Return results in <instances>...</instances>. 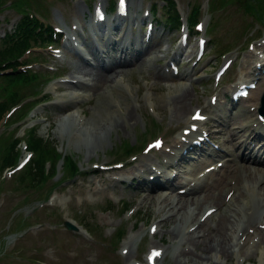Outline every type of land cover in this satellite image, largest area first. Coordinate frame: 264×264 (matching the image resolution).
<instances>
[{
  "label": "rangeland",
  "instance_id": "rangeland-1",
  "mask_svg": "<svg viewBox=\"0 0 264 264\" xmlns=\"http://www.w3.org/2000/svg\"><path fill=\"white\" fill-rule=\"evenodd\" d=\"M131 1L137 5V0ZM212 1L214 2L180 0L183 19L189 15L187 3L191 8L193 4L200 3L202 12H207L219 5L224 6L220 18L218 17L216 30L214 27V33L209 32L211 42L215 41L219 46L214 50L206 51L204 57L206 62L199 63L194 67L193 75L189 77V81H185L182 77L174 84L160 81L156 87V89L159 88L158 92L153 90L159 66L166 62L163 58L170 56L175 49V46L172 48L171 46L179 35L168 28L157 30L156 33L164 38L156 36L154 47L143 56L146 64H141V61L130 64L125 72L132 70L129 73L117 74L112 83L108 81L100 86H97V82L94 81L91 88H85V92L69 93L68 90V93H61L60 97H56L58 88L63 87V81L59 79L50 81L44 88H39V94L27 95L22 98L23 93L39 87L33 82L36 66L22 68L26 75L23 85L18 84L10 87L6 85L8 79L0 77V97L3 96L2 101L9 109L23 99L32 97L31 99L34 100L43 91L50 92V97L47 99L50 101L47 102L44 99L39 105H37L39 102L34 103V106L36 105L35 107L38 108L32 115V119L35 121L31 124H38L40 126L38 131L34 129L29 132V128L23 126V121L21 129H0V144L3 149L0 157V264H148V255L156 249H153L152 245L157 246V253L160 250L166 251L164 262L161 259L156 264H179L173 256L177 251L178 244L172 243L173 240L170 238L169 232H174L173 235H175L182 228L177 223L164 228L158 226L169 217L164 213L156 218L157 207L160 208V202L170 195V191H166L167 188L162 187L153 188L152 185L157 180L154 179L153 182L151 179L149 180L152 178L151 171L155 173L159 169L163 170L161 172L167 171L175 174L179 168L174 165L170 166L164 159L161 160V155L157 157L159 160H155L154 154H149L148 157L143 155L144 153L148 154L146 147L155 140L171 141L174 138H179L180 133L174 135L173 133L186 127V123L190 122V116L194 111L193 106L199 105L203 101L205 104L208 103L207 96L211 88H214L212 86L214 75L226 60L233 61V65L223 81L224 90L242 81L257 79L259 76L263 79L260 81L257 91L264 89V76L261 75L262 70H259V64L264 63V6L257 4L254 0L250 6L246 5L244 0ZM22 3L24 0H0V10H6L4 15L12 16L10 25L17 20L18 14L22 13L16 8V4L22 6ZM64 5V1L60 0L58 8ZM104 5L107 8L109 2L106 1ZM48 7L49 18L54 12L50 4ZM249 7L251 12L247 10ZM214 15L217 18V14ZM117 22L115 16H110V26ZM209 23L207 26L210 30L212 24ZM258 35L260 37H257ZM62 41L64 42L65 39ZM194 44L195 41L190 46V50H193ZM52 46L41 47L37 50L40 60L49 63L48 67L53 64L57 65L58 62L47 57V50H51ZM32 57L33 55H25L21 59L22 64L32 65L33 60H28ZM153 59L155 60L153 61ZM0 64L2 63L0 62ZM192 67L189 64L184 66V69ZM203 70L208 72L205 79L201 78L204 75L201 73ZM58 73L60 74V72ZM51 78L54 79V75ZM119 78L124 80V84L120 83ZM177 86L190 89L191 94L187 100L188 111L185 112L184 117L182 116L183 118L176 117L177 110L172 104L176 97L185 93V89H178ZM107 89L113 91V95L108 93ZM107 93L110 95L109 100L104 99H108ZM75 96L84 97L81 105H74L75 101L72 99ZM256 96L255 100L246 101L248 107L250 104L256 107L260 100V97ZM63 98L68 102L72 100L70 103L73 102L68 107L69 111L63 115L48 117L46 120L47 108L59 100L64 101ZM31 101L24 103L26 106L23 108V112L30 111L34 107H30ZM97 104H100L103 109L107 106L110 111H117L119 118L116 121L117 126L104 129L106 132L101 134V138H106L105 141L95 152L90 153L87 149L79 147L82 144L81 141L87 139L85 136L91 137L95 127L107 128L108 117H110V114L105 113L106 115H99L95 118ZM178 109L180 108L178 107ZM24 115H21V118ZM126 115L128 116L124 120ZM154 124L158 126V131H151ZM79 135L83 136L80 140ZM29 136L34 137L35 140L42 139L47 148L68 157V164L63 167V159H61L57 171L50 169L49 175L40 178L39 182H33L27 170L37 159V156L26 152L25 142ZM8 137L11 146H3ZM16 139L21 142V146L17 148L15 146L13 149L12 145ZM138 139L139 142H137ZM125 150L127 153L124 152ZM129 152L135 153L133 154L134 158L146 156L152 162L153 167H149L151 170H147L144 176H140L141 180L146 179L144 182L146 184L132 181L136 172L128 174V183L125 187H121L120 183L108 175L101 178L90 176L91 174L86 177L80 175L74 179L69 175L71 173L70 162L76 166L78 173L86 174L88 171H93L95 167L106 163H117L114 162L117 160L132 162L134 158L124 160ZM24 156H32V162L24 169L17 170V166ZM7 164L13 165V168L5 170ZM92 182L95 184L94 187L91 186ZM243 185L239 187V190L241 189L240 192L245 193ZM248 185H251L252 190L245 194L246 205H242V202L237 204L239 207L243 206L240 217L243 216L246 209L253 206L254 201L252 202V200H255V196L250 195L254 194V184ZM37 188H43L47 191V195L44 197L42 194L36 195ZM227 190L228 187L223 192L224 198ZM148 193H159L156 197L158 201L155 203L157 207L153 205L145 209L144 205H141V200ZM223 197L221 196L220 201ZM228 199L227 202H229ZM206 209L208 206L203 210L204 212H200L201 217L203 213L205 215ZM236 214L238 217V212ZM219 217L220 212H215L208 217L206 220L208 228L213 227ZM65 222H70L74 226H84L88 231L93 232L96 240L88 235L83 227L84 233L68 232L64 226ZM157 228L158 232L154 235L153 231ZM242 242L243 240L238 241L229 261L222 259L219 263L264 264V245L251 244L253 245L251 246L249 243L243 242V244ZM81 250L85 253L77 256ZM126 251L127 254L129 253V257L131 256V260H127Z\"/></svg>",
  "mask_w": 264,
  "mask_h": 264
},
{
  "label": "bare ground",
  "instance_id": "bare-ground-1",
  "mask_svg": "<svg viewBox=\"0 0 264 264\" xmlns=\"http://www.w3.org/2000/svg\"><path fill=\"white\" fill-rule=\"evenodd\" d=\"M145 54H146V52L143 54V56ZM143 56L140 59V61L142 62L141 64L145 63V60H143ZM154 60L155 59H153V61ZM253 65H255V64H253ZM129 67H130V63H125L124 65H119L117 67L110 66L105 71H100L99 69H96V68H89L88 72L85 73V76L89 77L88 80L97 82V84H98L97 86H99L102 83H104V84L107 83L108 81L112 83L115 80V76L117 74L123 75V74L129 73L132 70L125 73ZM245 68H246V66H245ZM78 71H80V68L78 66H76L74 72H78ZM189 77L190 76L188 74H185L182 76V78L185 79V81H187V80L189 81ZM67 84L75 85L73 90L76 89L77 86H84L83 85L84 82L80 81V80H73L71 82L68 81ZM177 88L178 89H185V91H184L185 93L182 94V96L176 98L175 101L173 102V105H174V107L175 106L181 107L180 111L187 112V107H189V106H187V102H188L187 100L191 96L190 89L181 88L178 86H177ZM107 92L110 93L111 95H113L112 94L113 91L107 89ZM108 93H107L108 99L104 98L105 100H109L110 95ZM117 97H119V95H117ZM41 98H39L37 101H39ZM77 98H79V97L77 96L76 99ZM82 98H84V97H82ZM71 101L72 100H70L69 102H71ZM60 102H63V101H60ZM61 105H62V103H60L57 107H54L52 110L58 111L57 114L60 112H63L61 109H59V108H61L60 107ZM66 107H67V105L64 103L63 109H66ZM191 107H192V105H191ZM191 111H192V108H191ZM105 113L110 114L109 115L110 117H108L109 123H108L107 128L95 127L93 133L91 134V137L85 136V137H87V139L82 140L81 141L82 144L79 147H82L83 149L84 148L87 149L88 151H90V153L95 152V150H97L100 147L101 143H103V141H105V139H106V138L105 139L101 138V134L106 132L104 129H108L110 127L117 126L116 121L119 118L117 111H110L107 106L103 109L100 104H97V109L95 111L94 117L96 118L99 115H103ZM177 114H178V116H180L179 113H177ZM127 116L128 115L124 116L123 119L125 120L127 118ZM181 122H182V120H181ZM242 127H244V126L242 125ZM187 128H188V125H187ZM263 128H264V126L261 123H259L258 127L255 129V131L258 134H260V130ZM186 133H187V136L189 137V139L191 137H193L194 135L202 136V130L200 128L196 130L193 125H190V128H189V130H187ZM228 136L230 138V141L234 142L239 137V133L229 132ZM82 137H83L82 135H79V140L82 139ZM194 139H196V137L193 138V140ZM188 140L185 142V144H183V146H182L183 149L181 150L180 155L184 151L187 150L185 148L187 146H189L187 143ZM172 144H176V142L173 141ZM236 145L237 144H234L233 146L235 147ZM173 148H176V147H173ZM261 148L264 149V145L261 146ZM174 150L169 152L167 154L166 158L174 157ZM182 158H184V157H182ZM136 163L139 164L137 167L138 170L142 171V170L146 169L147 162H145V158L140 159V160H136ZM148 166H150V164H148ZM154 167H156V166H154ZM123 170H124V168H115V169H110L108 171L114 172V173L115 172L119 173V172H122ZM95 171H101V170L99 168H95L94 171H91L90 173H95ZM155 171H156V169H155ZM227 171H228V175L221 182V184L216 187V190L209 191L208 193L205 191V187H202L200 189L199 186H195L194 189H191L190 191L200 192L201 194L192 193V194L184 196V197L174 196V195H172L171 197H168V195H167V197L164 196L165 199H163L160 202V204H161L160 208L155 206V203L158 201L156 199V197L159 195V193L158 194L148 193L141 200V205H144L145 209L147 207H151L153 205L158 208V210H157L158 212H156V218L161 213H164L166 216L169 215V217L166 218L165 220H163L161 222V224L159 223L158 226H161L164 228V227H167L171 224L177 223L182 228V229L180 228L181 230L176 232L175 235H173L174 232L173 233L169 232L170 238H172V240H173L172 243L178 244L176 247L177 251H176V253L173 254V256H174V259L176 261H178L179 264H221V263H219V261H221L222 259L229 261L231 259V256L234 253V247H237L238 241H240L242 239H247L250 242L251 237H253V236L255 239L253 245L262 246L264 244V213L260 212V209L264 207V170L257 168V167L253 168L251 166H246V165L238 167L234 162H231L227 166ZM151 175H154V174L151 173ZM179 177L182 178L181 175ZM158 179H161V180L169 183L170 186L172 187L171 191L173 193L176 191L175 190L176 186L181 183V180L178 179L177 184H174L173 182L175 180V177H173V174H169L168 172L161 173V175L157 177V180ZM255 180L257 182H255ZM232 182H235V184L233 185ZM243 182H246L248 184H254V185L259 184L258 182H260L262 184L260 186L256 187L255 189L253 188L254 194H252V193L250 194V195L255 196V200H252V202L254 201V203H252L253 206L251 205L252 206L251 208H249L248 210L246 209L247 212H245L244 219L242 220V219H240V216L242 215V211H243L242 207L243 206L239 207V206H237V204L242 202V205H245V203H247V202H245L246 201L245 194L249 193V190H245L244 187H243V189H244L245 193L240 192L241 189L239 190V187L242 185ZM154 186H155V188H158V187L167 188L165 186V184H163V183L155 184ZM227 187H228L227 191H229V193H231V195H232L229 203H227L226 198L223 197V192H224V190H226ZM250 190H252V189H250ZM221 196L223 197L222 201H220ZM159 197H161V196H159ZM252 199H253V196H252ZM230 205L233 207H229ZM207 206H208L207 211L216 208L217 211L220 212V217H219L218 221L216 220L215 225L213 227L210 226L211 228H208L206 219H203V217H205L206 215H204V213H203L202 217L199 215L200 212H203V210ZM226 207H228V208H226ZM236 212H238V214H239L238 217H237ZM175 230H176V228H175ZM245 244H246V242H245ZM253 245H251V246H253ZM241 246H242V244H241ZM152 248H156L155 250H158L157 246H155V245H152ZM150 249H151V247H150ZM155 250L152 252H156ZM174 250H176V249H174ZM235 251H236V249H235ZM128 254H127L126 258H127V260H131L130 259L131 256L129 257ZM165 257H166V251L160 252L158 254V258L156 259L154 264H156V262L160 259H162V261L164 262Z\"/></svg>",
  "mask_w": 264,
  "mask_h": 264
},
{
  "label": "trees",
  "instance_id": "trees-1",
  "mask_svg": "<svg viewBox=\"0 0 264 264\" xmlns=\"http://www.w3.org/2000/svg\"><path fill=\"white\" fill-rule=\"evenodd\" d=\"M38 144L40 146L43 145L42 139L37 140ZM31 175L34 178V181L37 182L40 179L41 173H42V168L40 167L39 164H33L30 169Z\"/></svg>",
  "mask_w": 264,
  "mask_h": 264
}]
</instances>
